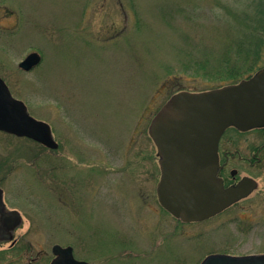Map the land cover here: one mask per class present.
Wrapping results in <instances>:
<instances>
[{
	"label": "rangeland",
	"instance_id": "1",
	"mask_svg": "<svg viewBox=\"0 0 264 264\" xmlns=\"http://www.w3.org/2000/svg\"><path fill=\"white\" fill-rule=\"evenodd\" d=\"M215 13V0H0V77L58 143L51 151L0 133L4 204L21 216L0 264L42 261L54 244L87 264L264 253V177L249 199L196 223L177 224L156 197L152 116L177 88L224 85ZM33 51L41 62L22 71Z\"/></svg>",
	"mask_w": 264,
	"mask_h": 264
},
{
	"label": "water",
	"instance_id": "2",
	"mask_svg": "<svg viewBox=\"0 0 264 264\" xmlns=\"http://www.w3.org/2000/svg\"><path fill=\"white\" fill-rule=\"evenodd\" d=\"M40 61L39 53L33 51L24 56L18 68L30 71ZM0 102L6 107L19 106L22 117L38 128V134L31 137L50 149L57 147L49 126L30 117L24 104L11 97L1 78ZM262 126L264 66L233 84L199 92L181 90L171 95L147 127L158 156L160 177L155 192L159 205L175 219L191 223L208 219L246 196L254 186L246 190L224 189L218 181L217 145L228 127L246 131ZM3 207L0 189V212ZM5 215L13 218L14 225L20 220L15 210ZM52 253L58 256L57 264H87L72 256L70 246L55 244ZM199 264H264V253L239 256L213 253Z\"/></svg>",
	"mask_w": 264,
	"mask_h": 264
},
{
	"label": "flooded vegetation",
	"instance_id": "3",
	"mask_svg": "<svg viewBox=\"0 0 264 264\" xmlns=\"http://www.w3.org/2000/svg\"><path fill=\"white\" fill-rule=\"evenodd\" d=\"M27 113L30 115L28 111ZM38 132L36 124L29 121L27 122L26 119L19 113V106L11 105L6 107L2 102H0V133L23 138L27 141L35 143L37 148H44L42 143L31 137L32 135H37ZM241 135H245V137H240ZM241 142H244V145L239 147V143ZM57 149L58 143L57 147L55 149H51V151H56ZM217 161L219 167L217 169L216 177L224 189L243 187V189L246 190L249 186H254V188L251 189L246 196L239 198L229 207L217 214L219 215L229 208L238 205L240 202L249 199L252 194L258 190L259 180L261 177H264V126L246 131H240L234 127L226 128L218 141ZM10 210L15 209H7L4 205L2 212H0V244L2 242L8 243L7 249H13L17 246L18 238L15 236V232L21 226V218L19 222L14 225L13 218L6 217L5 213ZM0 246L3 247V245ZM52 246L50 249V256L46 255V257L42 260L43 262L40 260L38 261L36 258H29L26 264H57L56 262L58 256L52 253ZM21 249L25 250L27 247L24 249L22 247ZM71 253L75 258L73 248Z\"/></svg>",
	"mask_w": 264,
	"mask_h": 264
},
{
	"label": "trees",
	"instance_id": "4",
	"mask_svg": "<svg viewBox=\"0 0 264 264\" xmlns=\"http://www.w3.org/2000/svg\"><path fill=\"white\" fill-rule=\"evenodd\" d=\"M215 6L221 8L220 14L215 13V19L219 22L224 20V24H218L222 26L226 40L221 54L223 57L216 60V63H220L216 75L220 80L218 83L233 84L261 67L257 64L264 54V0H230L224 4L215 0ZM231 52L236 57L232 61L227 57ZM207 61L203 62L206 64ZM179 90L187 89L177 88L170 95ZM174 220L177 224H183Z\"/></svg>",
	"mask_w": 264,
	"mask_h": 264
}]
</instances>
